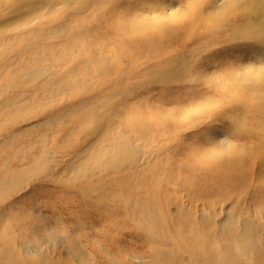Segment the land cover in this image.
Here are the masks:
<instances>
[{
  "label": "rangeland",
  "instance_id": "1",
  "mask_svg": "<svg viewBox=\"0 0 264 264\" xmlns=\"http://www.w3.org/2000/svg\"><path fill=\"white\" fill-rule=\"evenodd\" d=\"M16 1L0 0V14ZM40 1L0 21V178L49 157L0 202L1 261L203 264L226 240L203 239L194 261L195 228L184 239L181 223L205 208L218 215L212 229L224 209L260 227L249 261L226 254V264H264V35L249 22L264 18V0ZM179 54L193 67L177 79L146 74ZM122 125L153 162L129 179L122 168L88 171L100 150L89 144ZM154 216L170 245L154 239ZM161 246L178 262L156 257Z\"/></svg>",
  "mask_w": 264,
  "mask_h": 264
},
{
  "label": "bare ground",
  "instance_id": "2",
  "mask_svg": "<svg viewBox=\"0 0 264 264\" xmlns=\"http://www.w3.org/2000/svg\"><path fill=\"white\" fill-rule=\"evenodd\" d=\"M39 2H41V1L40 0H18L15 2V4H14L15 6H13L12 8H13L14 12H17L18 10H16V8H20V6L24 5V6H28L29 8H35L36 6L39 5ZM49 2L52 3L51 1H49ZM66 2H68V1H66ZM1 5H2V3H1ZM53 5H50V8H48V9L49 10L54 9L55 5L54 6ZM4 6H6V5L4 4ZM1 7L2 6H0V8ZM7 7H9V6H7ZM11 9H9L10 11L5 13V14H0V21L2 19H5V18L8 19L7 15L9 13L13 12V10H11ZM245 10L247 11V9H245ZM249 10L252 11V9H249ZM22 12H24V10L20 11V15H19L20 17L21 16L23 17V15H24V13H22ZM31 15H29V17H31ZM45 15H46V13L42 14V16H45ZM14 19H12V21L6 20L7 21L6 24L11 25V24L16 23L14 21ZM18 20H19V18H18ZM21 21H22V23L26 22V20H22V19H21ZM249 22L253 26H256L259 28L258 31L259 32L261 31L260 35H261V33H262V35H264V18L263 17H256L255 19H252V20L250 19ZM214 27L220 28V25L216 24ZM59 30H64V29H59ZM59 30L57 29L56 31H59ZM60 32H58V33H60ZM166 58L165 59L163 58L164 61L162 60V67L156 68L153 66L152 67L149 66V68L145 71L146 74H150L153 77L154 81L162 82V83H168L172 79H177L181 73L186 72V71L190 70L191 67H193L192 56L189 58L185 54H179L178 57H175V58H171V59H168V58L166 59ZM100 64H102V66L108 67L106 65L105 61L103 62V60L100 62ZM89 71H91V70H89ZM36 73L37 74H39V73H52V70L42 69V70L37 71ZM32 76H34V73H31V72H26L25 74H21V73L16 74L12 79L10 78L11 80L6 85L10 86V83H21V84L26 83L27 79L30 80L32 78ZM138 83H139L138 85L142 84L139 81H138ZM48 85H49V83H46V85H45L46 89H47ZM108 97H113L112 91L106 92V94H103L102 98L106 99ZM116 109H118V107H116ZM96 110H97L96 108L92 107L90 109V112H88L89 115L90 116L94 115L95 117L98 116ZM122 127H123V125L113 129V130H117V134H118L115 139L112 138L111 140H109V142H103V141L99 142L100 138H102V139L104 138V134H103L104 132H103V133H100L99 140H95L94 142H91L89 144V147L86 150H90V149L94 150L95 149L94 147L96 146V144L100 145V148H99L100 150L95 151V153L90 156L89 162L91 161L90 162L91 166L88 168V171H90L91 169H92L91 171H94V170L99 169V168L100 169L106 168L108 170L117 171L119 168H122V171L123 170L124 171L129 170V173L125 174L123 177L125 179H129V178H132L134 175H136L135 172H136L137 168H139V167L143 168V166L149 165L150 161L153 160L154 157H152V150L150 148H146L145 147L146 144L145 145L144 144L138 145L135 143L136 141L133 142V139H131V136L127 135L125 133L126 130L124 132ZM217 138H219V137H217ZM86 150H83V151H86ZM48 158L49 157L36 159L35 163L32 167L24 168L23 170H20V171L17 170L18 172L16 171V169H15V172H14V170L13 171L11 170V172L8 175L4 176L3 178H0V202L4 200V195L6 193H8L10 191H16L18 189V187L20 186V184L22 183V181L25 180L26 176L30 172L37 171L41 165L48 164L47 163ZM89 162L87 163V165L89 164ZM223 213H225L223 218H221L219 221L215 220L219 226L218 227L219 229L216 230V229H212L211 226H212V223L214 222L213 218H216L218 216L217 213H212V212L206 210L205 208H200V212L198 210L190 211V213H187V211L184 212L183 220L181 223L182 228H183V232H181L182 237L184 239H186V238L188 239L189 234L186 233L185 230H188L189 227H193V226L195 228L193 230L194 236H193V240H192V243H193L192 247L189 249L186 248V252L189 253V256L191 257L192 260L195 261L196 259H198V256H199L198 253L199 252L197 251V249L200 247H203V245L206 246L207 244H205V242L207 243V242H212V241L217 240L216 241L217 244H220V242L222 240L223 241L226 240V243H223V244L221 243V247L219 249V250H221V253L219 251L213 253L214 249L213 250L211 249L212 254H209L210 255L209 257L206 254V260L204 259L203 264H207L212 259H213V261H215V263L211 262L212 264H226V257H225L226 254L231 255L230 256V257H232V259L230 258L231 260H233V259L238 260V258L241 257L245 260V262H247V261H249L248 257H249L250 252L253 249L256 250L258 248V246H257L258 243H255L257 239L255 240L254 237L257 234V232L259 231L260 227H258V225H256L254 223V221H252V219L249 218V216L241 217L240 215H238V212L233 210V209H227V210L224 209ZM212 214H214V215H212ZM155 217L156 216H154L153 220H152L153 225L155 226V230H156L155 235H154V239L159 241V243L161 242V243L165 244V246L170 245V241L167 239V237H165L161 233V231L159 232V229H158L159 226L157 225L158 223H156L157 218H155ZM240 227L242 228L241 232L239 231ZM197 236L200 239H198ZM201 238H202V240H201ZM203 239L205 242L203 241ZM3 253H5V250ZM176 253H178L177 250H176ZM154 255L156 257L164 260V261H174L173 259H176V257H177V255L174 253V251H172L171 249H163L162 246H161V248L155 249ZM211 256H214L215 258H216V256H218V259L214 260V257L211 258ZM219 259H221V261ZM207 260H209V261L207 262ZM174 262H178V261L175 260ZM180 262H182V261H180ZM180 262L175 263V264H182ZM189 263H191V262H189ZM235 263H237V262H235ZM0 264H7V263L2 262L0 259ZM11 264H12V260H11ZM184 264H186V263H184Z\"/></svg>",
  "mask_w": 264,
  "mask_h": 264
}]
</instances>
